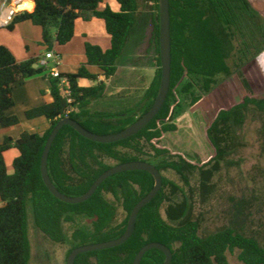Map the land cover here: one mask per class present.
I'll return each instance as SVG.
<instances>
[{
	"label": "trees",
	"instance_id": "obj_1",
	"mask_svg": "<svg viewBox=\"0 0 264 264\" xmlns=\"http://www.w3.org/2000/svg\"><path fill=\"white\" fill-rule=\"evenodd\" d=\"M34 1V10L30 8L33 11L20 12L8 29H14L20 22L30 21L42 29L41 44L47 50H53L55 45H66L73 39L78 18L90 20L98 17L105 21L111 36V46L105 50L100 45L87 42L86 61L77 72L63 73L71 85L72 101L69 102L59 86L60 79L52 77L46 67L34 66L39 63V58L18 61L7 46L0 45L1 127H13L20 123L17 115L7 114L15 105L12 94L14 84L44 75L51 80L52 96L51 102L31 108L25 113L27 119L41 116L47 118L50 127L46 131H24L18 139L6 136L0 143V199L4 202L0 207V264L30 263L29 202L32 204L37 228L55 243L67 240L64 222H74L77 216L90 220V227L81 226L73 231L69 255L77 246L120 237L127 228L135 205L155 186V178L148 171L128 170L108 177L89 199L68 203L56 197L45 184L41 159L49 134L65 116L76 119L95 133L110 134L131 125L151 108L162 76L159 0H144L151 2L150 10H144L140 5L141 0H117L119 11L109 5L99 10L104 0ZM170 14L172 71L170 90L164 105L143 129L114 142H97L83 136L70 125L63 126L48 156L49 175L61 192L70 196L85 194L94 181L113 166L107 159L114 160L116 164L134 160L148 161L160 171L173 169L188 181L185 171L195 165L185 159L181 162L163 159L153 163L143 156L148 154V148L157 157H164L169 152L162 143L167 134L178 131L176 121L183 108L177 98L179 85L186 78H196L201 89L205 93L209 92L218 77L230 74L228 60L234 51V44L215 0H170ZM149 18L152 26L151 45L156 52V71L143 99L138 103L142 104L140 114L113 121L111 118L115 116L114 113H92L89 105L94 99L106 94L107 83L98 81V75L92 73L88 66L97 65L107 79L115 76L117 61L128 47L132 35L137 32L139 37L136 42H139ZM81 78L98 82L91 86H81ZM200 98L196 96L191 105ZM69 108L74 109L68 113ZM251 113L253 118L262 117L264 122V97L246 96L231 108L219 111L208 129L210 141L218 153H225L229 135L239 137ZM11 148L19 152L13 160V173L8 172L5 160V153ZM169 184L176 186L163 176L161 190L141 209L135 230L126 242L81 253L76 257L75 264H133L139 250L149 242L163 243L172 250L173 259L170 264H231L229 254L234 253H237L241 264H264V242L242 230L243 200L236 206L231 225L203 235L200 234L199 221L185 217L184 208L181 212L172 206L168 209L169 216L178 220L177 224L163 217L161 209L168 200L165 187ZM109 194L113 199L108 197ZM117 202H121L126 217L115 224ZM165 258L163 251L153 248L146 252L140 264H163Z\"/></svg>",
	"mask_w": 264,
	"mask_h": 264
},
{
	"label": "rangeland",
	"instance_id": "obj_2",
	"mask_svg": "<svg viewBox=\"0 0 264 264\" xmlns=\"http://www.w3.org/2000/svg\"><path fill=\"white\" fill-rule=\"evenodd\" d=\"M116 1L104 0L99 8L107 5L112 8ZM215 3L234 44V51L228 60L230 74L218 77L217 83L206 93L196 78L184 79L177 89V98L183 106L176 121L178 131L167 134L162 143L169 152L164 157H157L148 148V154L143 157L153 163L163 159L179 162L185 159L195 165L185 171L187 182L173 169L161 171L163 176L176 184L165 187L168 200L162 206L161 212L168 222L178 223V220L172 219L168 214L171 206L178 212L184 208L185 217L198 220L200 234L204 235L231 225L236 206L243 200L242 230L264 242L263 118H253L251 113L239 137L232 135V138L229 135L224 154L217 152L208 133L220 110L231 108L246 96L264 97V0H215ZM140 5L144 10H150L151 2L141 0ZM148 24L150 28V18L145 25ZM137 37L139 34L134 32L117 65L123 59L126 62L127 55H134L139 50L140 42H136ZM136 52L134 57L139 56ZM125 62L120 64L123 72H118L108 80L106 95L98 98L97 102L93 100L90 105L92 113H114L115 116L111 118L113 121L140 114L142 104L138 103L143 99L155 72L152 69H142L138 77L140 83H125L122 78L131 71L128 67L124 68ZM52 65L50 62V66ZM46 70L50 71L49 68ZM119 85L120 90L116 92ZM196 96L201 98L191 105ZM107 162L116 164L110 159ZM108 197L113 199L111 194ZM117 206L115 224L126 217L121 202H117ZM28 214L31 243L29 264H67L73 231L78 227L91 225L90 220L80 216L75 217L74 222H64L67 240L64 243H55L37 228L30 202ZM229 259L231 264H241L237 253L229 254Z\"/></svg>",
	"mask_w": 264,
	"mask_h": 264
},
{
	"label": "crops",
	"instance_id": "obj_3",
	"mask_svg": "<svg viewBox=\"0 0 264 264\" xmlns=\"http://www.w3.org/2000/svg\"><path fill=\"white\" fill-rule=\"evenodd\" d=\"M32 2V8H35L34 0H32ZM99 7V10L104 9ZM112 8L115 11H119L120 4L116 1L115 6H113ZM31 9H21V11H30ZM148 26L149 24L146 26V29L144 31L145 34L139 41V53L138 51H135L139 56L134 57V52V55L133 53L127 55L128 58L126 62L124 61V59L121 60L120 64H122V62H125L124 68L128 67V69L131 70L128 72L125 78H122V81H124L125 83L128 82L133 85H137L138 83H140L138 82V77L142 69H152L154 70V72L156 71V52L151 45L152 26H150V28ZM41 41V27L33 24L30 21L20 22L16 24L14 29L12 30L5 27L0 28V45L7 46L13 52L18 61H25L35 57H44L47 49L44 45L41 44ZM87 42L100 45L105 50L110 48L111 36L107 32L105 21L103 19L98 17H93L90 20L78 18L76 21V29L73 39L66 45H55L53 51L61 57V64L59 65V69L62 73L65 74L70 72H77L79 67L86 61L85 45ZM120 64L117 65L118 70L116 74L122 71L120 70ZM88 69L92 73L98 75V81H105L107 83L108 91V80L111 78L107 79L102 74L100 68L97 65L88 66ZM125 71L126 70H124V72ZM98 81L81 78L79 80V84L81 86H91L95 85ZM119 90L120 85L119 87H117L116 92H118ZM12 94L15 100V105L7 111V114L17 115L20 118V123L16 126L7 128L0 126V143L6 136H11L14 140H16L24 131L43 133L50 127L49 120L44 116L34 119H27L25 116L27 110L52 101L51 80L47 76L37 75L14 84L12 88ZM94 100L96 101L97 99ZM92 102L90 103V105L92 104ZM18 154L19 152L16 148H11L5 153V160L9 173H13L14 171L13 160ZM3 204L4 202L0 199V207Z\"/></svg>",
	"mask_w": 264,
	"mask_h": 264
},
{
	"label": "water",
	"instance_id": "obj_4",
	"mask_svg": "<svg viewBox=\"0 0 264 264\" xmlns=\"http://www.w3.org/2000/svg\"><path fill=\"white\" fill-rule=\"evenodd\" d=\"M159 6H160V58H161L162 76H161V83L157 97L151 108L131 125L127 126L126 128H124L119 132L110 133V134L95 133L84 127L76 119L69 116H65L54 126V128L52 129L51 133L47 138V142L41 159L42 176L45 184L50 189V191L62 201L68 203L83 202L89 199L95 193V191L98 189V187L101 185V183L104 180H106L108 177L116 173L123 171L144 170L151 173L155 178V186L147 195H145L142 199H140L138 203L135 205V207L133 208L130 214L127 228L120 237L104 242L90 243L75 247L68 255L67 264H75L76 257L81 253L114 247L126 242L132 236L135 230L137 218L141 209L145 205H147L158 194V192L161 190L163 186V176L161 171L154 164L142 160L128 161L125 163H119L113 165L105 172H103L94 181L90 189L85 194L80 196H70L61 192L52 182L48 171L49 152L55 138L57 137L59 131L62 129L63 126L70 125L74 127L80 134L91 140L97 142L109 143L134 135L135 133L143 129L158 114V112L160 111V109L162 108L168 97V93L171 85V71H172L170 0H159ZM34 66L37 67L38 64H34ZM153 248L160 249L161 251L164 252L166 258L163 264L171 263L173 259V253L172 250L167 245L160 242H149L139 250L133 261V264H140L146 252Z\"/></svg>",
	"mask_w": 264,
	"mask_h": 264
},
{
	"label": "built area",
	"instance_id": "obj_5",
	"mask_svg": "<svg viewBox=\"0 0 264 264\" xmlns=\"http://www.w3.org/2000/svg\"><path fill=\"white\" fill-rule=\"evenodd\" d=\"M25 0H0V28L8 27L15 19V17L22 12L20 9L21 4ZM50 62L53 63L50 66ZM61 64L60 55L56 54L53 50H47L44 57L39 58L38 65L49 68L52 77L58 78L59 86L63 89L64 94L67 96L68 101H72V91L69 80L59 69ZM74 108H69L68 113Z\"/></svg>",
	"mask_w": 264,
	"mask_h": 264
},
{
	"label": "bare ground",
	"instance_id": "obj_6",
	"mask_svg": "<svg viewBox=\"0 0 264 264\" xmlns=\"http://www.w3.org/2000/svg\"><path fill=\"white\" fill-rule=\"evenodd\" d=\"M32 6H33V2H32V0H25V1L21 4L20 9H30V8H32Z\"/></svg>",
	"mask_w": 264,
	"mask_h": 264
}]
</instances>
